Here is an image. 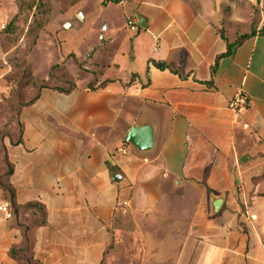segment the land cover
I'll use <instances>...</instances> for the list:
<instances>
[{
  "label": "crops",
  "instance_id": "1",
  "mask_svg": "<svg viewBox=\"0 0 264 264\" xmlns=\"http://www.w3.org/2000/svg\"><path fill=\"white\" fill-rule=\"evenodd\" d=\"M110 5L122 20H94L93 74L20 111L9 183L17 206H43L46 224L8 218L0 186V264H18L14 248L39 264H264V0ZM91 9L64 24L62 57ZM17 11L0 0V32ZM240 91L249 104L235 114ZM136 126L155 130L151 153L125 143Z\"/></svg>",
  "mask_w": 264,
  "mask_h": 264
},
{
  "label": "rangeland",
  "instance_id": "2",
  "mask_svg": "<svg viewBox=\"0 0 264 264\" xmlns=\"http://www.w3.org/2000/svg\"><path fill=\"white\" fill-rule=\"evenodd\" d=\"M94 1L18 0L21 12L14 33L7 36L0 34V164H5L8 146L14 145L21 136L17 115L19 108L33 100L42 87L69 90L87 73L93 74L89 59L94 54L99 28L94 20L98 21L101 16L115 24H120L122 20L120 7L103 6L110 0H100L103 5H95ZM189 1L195 7L200 2ZM90 8L93 21L79 23L77 29L65 36L72 39L73 44L64 47L63 52L72 47L75 53L62 57L64 41L59 34L69 30L63 28L64 24L78 23L76 15H86ZM89 45L90 50L84 53ZM5 172L6 164L0 175ZM262 178L264 180V175ZM20 258L26 264L30 257L24 253Z\"/></svg>",
  "mask_w": 264,
  "mask_h": 264
},
{
  "label": "trees",
  "instance_id": "3",
  "mask_svg": "<svg viewBox=\"0 0 264 264\" xmlns=\"http://www.w3.org/2000/svg\"><path fill=\"white\" fill-rule=\"evenodd\" d=\"M16 5H17V14L10 20V22L8 23V25L6 27H4V29L0 32V34H4V35H12L14 33V26L17 23V21H19V15L21 12V8H20V1L18 3V0H15ZM110 2L118 4L120 3V0H110ZM255 24V22H253V25ZM256 33V29L253 27L252 31L250 34L248 35H244L241 38H239V40L236 42L235 45L240 44L242 41H244L245 39L253 36ZM261 34H264V28L261 30L260 32ZM224 37V36H223ZM158 68H164L163 65L161 64H157ZM103 85V84H102ZM91 88H93L92 86H90ZM76 88V85L73 86L71 89L69 90H62V89H57V88H52V87H42L39 91V93L36 95V97L31 100L30 102H28L25 106L19 108V110H17V115H18V122L19 125L21 126V136L19 138V140L11 146H15L18 145L21 142V138H22V134H23V127L20 123L19 120V115H20V111L22 108L29 106L31 104H33L40 96V93L43 89H53L56 91H60L62 93H69L72 90H74ZM1 109V108H0ZM5 164H6V172L3 173L2 175H0V186L1 188L4 190L5 194L7 195L8 198V204L10 207V211H11V218H14L16 215H18L20 212L23 214V220L25 222H27L28 218H26L25 215H29L30 219L32 220V224L33 225H37V226H43L46 224V213H45V209L43 208V206L39 205V204H27L26 206L23 207H19L16 205L15 203V194L14 191L12 189V186L9 183V177L12 175L13 172V168L12 165L9 163L8 160V155L6 154L5 156ZM118 211H123V208H117ZM124 219V225L122 227L123 230H127V229H131L132 224L131 221L129 220L128 217H123ZM27 253L29 255V261H27L26 264H39L37 261H35L30 254V250L26 249V250H18V249H12L10 252V256L11 258H13L14 260H16L18 262V264H25L24 260L20 258V255Z\"/></svg>",
  "mask_w": 264,
  "mask_h": 264
},
{
  "label": "water",
  "instance_id": "4",
  "mask_svg": "<svg viewBox=\"0 0 264 264\" xmlns=\"http://www.w3.org/2000/svg\"><path fill=\"white\" fill-rule=\"evenodd\" d=\"M129 2L130 0H125ZM138 19L137 25L141 26L139 23V17L136 16ZM155 130L154 129H145L141 127H134L132 128L125 138V143L130 145L135 151L141 154H148L151 153L156 146L155 142ZM223 196H218L212 199V213L216 214L217 211L221 208L224 202Z\"/></svg>",
  "mask_w": 264,
  "mask_h": 264
},
{
  "label": "built area",
  "instance_id": "5",
  "mask_svg": "<svg viewBox=\"0 0 264 264\" xmlns=\"http://www.w3.org/2000/svg\"><path fill=\"white\" fill-rule=\"evenodd\" d=\"M127 27L130 31H137V26L132 18H129L127 21ZM155 50H157L155 48ZM249 104V96L247 93L240 91L239 93L236 94V96L229 102L228 108L231 112L235 114H240L243 112ZM1 211L6 214L8 218H11V211L9 204H5L2 208Z\"/></svg>",
  "mask_w": 264,
  "mask_h": 264
}]
</instances>
